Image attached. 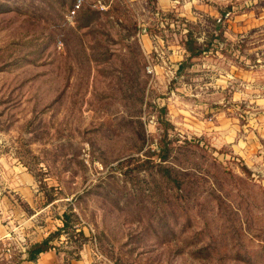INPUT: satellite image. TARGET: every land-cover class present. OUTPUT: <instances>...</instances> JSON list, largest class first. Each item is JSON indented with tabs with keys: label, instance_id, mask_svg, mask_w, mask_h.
Returning <instances> with one entry per match:
<instances>
[{
	"label": "rangeland",
	"instance_id": "1",
	"mask_svg": "<svg viewBox=\"0 0 264 264\" xmlns=\"http://www.w3.org/2000/svg\"><path fill=\"white\" fill-rule=\"evenodd\" d=\"M200 2L0 0V196L23 230L67 212L92 264H264V0Z\"/></svg>",
	"mask_w": 264,
	"mask_h": 264
},
{
	"label": "crops",
	"instance_id": "2",
	"mask_svg": "<svg viewBox=\"0 0 264 264\" xmlns=\"http://www.w3.org/2000/svg\"><path fill=\"white\" fill-rule=\"evenodd\" d=\"M130 1H135V0H130ZM139 1H145V0H139ZM157 1V6L161 10H167L172 6V3L175 0H156ZM184 4L188 2L190 6L192 7V4H197V3H202L200 0H183ZM203 4V3H202ZM206 5V4H205ZM196 7V5H194ZM207 6V5H206ZM206 13L204 15L207 17L208 13L207 10L205 9ZM186 12V11H185ZM190 12V11H189ZM187 18L195 19L193 17V14H187ZM144 49H148V47H151L150 43L144 44ZM179 47V46H177ZM184 48V46H183ZM182 51H185L182 49ZM187 56H188V52ZM182 62L178 61L176 63L177 67V72L178 73V67ZM25 175L22 173L20 176H18V189L19 192L24 189V186L26 182L23 180L25 179ZM17 187V186H16ZM14 204L10 202L5 201V196L2 195L0 196V217H4L3 220H0V245L1 243L7 241L6 235H12L15 237V260L17 261V264H92V257L90 252L85 251L82 247L80 249L76 250H71L69 246H67V241L63 236L61 235L57 241H54V246L51 248L39 252L33 256L31 259L26 258V250L29 247L30 244L42 240L44 237H46L50 232H52L54 229H57L56 227H60L62 225L61 219L57 220L56 224H52L51 228L48 230L46 227L43 229L37 230L36 233L35 231H30V229L23 230L21 228L22 225L23 227H26L24 222L22 221H16L14 219H11L9 212L10 208L13 207ZM61 217V216H60ZM21 228V229H20ZM48 228V227H47ZM77 229V228H76ZM32 233V234H31ZM34 233V234H33ZM69 249V250H68Z\"/></svg>",
	"mask_w": 264,
	"mask_h": 264
},
{
	"label": "trees",
	"instance_id": "3",
	"mask_svg": "<svg viewBox=\"0 0 264 264\" xmlns=\"http://www.w3.org/2000/svg\"><path fill=\"white\" fill-rule=\"evenodd\" d=\"M186 38L182 40L183 46L185 48V51L189 53L188 57L197 56L201 54L203 51L207 50V48H202L196 46L193 42L194 39L192 38V35L190 32L185 33ZM184 63L182 62L179 67L178 71L184 66ZM51 198L48 199L50 201ZM62 225L58 227L55 231L50 232L46 237H44L42 240L34 242L29 245V247L26 250V258L31 259L33 256L39 252L45 251L52 246H54V241H57L61 235L66 233L67 231H76V228L74 225L77 222H72L71 216L69 213H64L61 216ZM78 224V223H77ZM80 235H84V232L82 229H78L77 231Z\"/></svg>",
	"mask_w": 264,
	"mask_h": 264
},
{
	"label": "built area",
	"instance_id": "4",
	"mask_svg": "<svg viewBox=\"0 0 264 264\" xmlns=\"http://www.w3.org/2000/svg\"><path fill=\"white\" fill-rule=\"evenodd\" d=\"M80 0H76L75 7H78ZM77 224L74 225L76 227ZM7 241L0 245V264H17L15 260V237L6 235Z\"/></svg>",
	"mask_w": 264,
	"mask_h": 264
}]
</instances>
